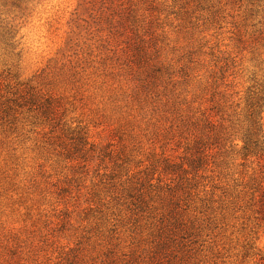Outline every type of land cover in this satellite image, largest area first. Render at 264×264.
<instances>
[{
    "label": "rangeland",
    "instance_id": "1",
    "mask_svg": "<svg viewBox=\"0 0 264 264\" xmlns=\"http://www.w3.org/2000/svg\"><path fill=\"white\" fill-rule=\"evenodd\" d=\"M262 16L0 0V264H264Z\"/></svg>",
    "mask_w": 264,
    "mask_h": 264
},
{
    "label": "trees",
    "instance_id": "2",
    "mask_svg": "<svg viewBox=\"0 0 264 264\" xmlns=\"http://www.w3.org/2000/svg\"><path fill=\"white\" fill-rule=\"evenodd\" d=\"M252 40L256 44H260L264 48V17L263 16L261 17L259 26L256 27V29H254V31L252 32ZM261 94L262 97L259 100V105L256 112L258 122H264V118H262V114H264V91ZM250 146H254V150H255L256 148H258L259 145L258 142L256 141H252V142L245 141L243 149L247 151L250 148ZM106 264H110V262H107Z\"/></svg>",
    "mask_w": 264,
    "mask_h": 264
}]
</instances>
